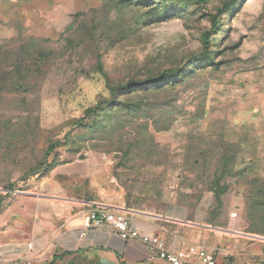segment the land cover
Segmentation results:
<instances>
[{
	"label": "rangeland",
	"instance_id": "374dc122",
	"mask_svg": "<svg viewBox=\"0 0 264 264\" xmlns=\"http://www.w3.org/2000/svg\"><path fill=\"white\" fill-rule=\"evenodd\" d=\"M23 10L0 6V35L16 28L0 36V215L110 206L183 239L232 226L264 246V0Z\"/></svg>",
	"mask_w": 264,
	"mask_h": 264
},
{
	"label": "crops",
	"instance_id": "0c3cea01",
	"mask_svg": "<svg viewBox=\"0 0 264 264\" xmlns=\"http://www.w3.org/2000/svg\"><path fill=\"white\" fill-rule=\"evenodd\" d=\"M31 1L0 0V6L8 8V15L17 16L24 13ZM6 25L4 32L9 33L0 36L14 35V24ZM38 204L47 209L32 211L22 205L19 217L0 215V264H170L140 242L124 240L106 225L84 228L87 209L81 203ZM132 219L143 232L161 237L170 249L195 245L211 253L217 264H264L260 240H248L250 235L232 226H199L195 237L183 239L176 229L161 225L158 218ZM191 257L194 259L196 255Z\"/></svg>",
	"mask_w": 264,
	"mask_h": 264
},
{
	"label": "built area",
	"instance_id": "2783aa9c",
	"mask_svg": "<svg viewBox=\"0 0 264 264\" xmlns=\"http://www.w3.org/2000/svg\"><path fill=\"white\" fill-rule=\"evenodd\" d=\"M230 215L235 216L236 213L231 212ZM82 225L84 228L106 225L124 240L140 242L170 264H217L211 253L195 245H188L178 250L168 248L161 237L143 232L135 220L107 206H97L86 210ZM192 255L196 257L193 259Z\"/></svg>",
	"mask_w": 264,
	"mask_h": 264
},
{
	"label": "trees",
	"instance_id": "16d2710c",
	"mask_svg": "<svg viewBox=\"0 0 264 264\" xmlns=\"http://www.w3.org/2000/svg\"><path fill=\"white\" fill-rule=\"evenodd\" d=\"M198 1H202V0H198ZM221 11H222L221 8H217V13H219V12H221ZM211 21H212V28H213V29H217V28H218V24H219V21H218V18H217V14H214V15L212 16ZM209 36H210V32H206V33L204 34V43H207V42H208ZM174 73H177L178 75H182L183 72L180 71V70H175ZM164 75H166V74L164 73L162 76H164ZM158 80H160V78H157V79L151 80L150 82L155 83V82H157ZM147 82H148V81H147ZM145 83H146V82H145ZM140 84H141V83H140ZM142 84H144V83H142ZM142 84H141V85H142ZM131 85H133V84H132V83H129L128 86H131Z\"/></svg>",
	"mask_w": 264,
	"mask_h": 264
}]
</instances>
